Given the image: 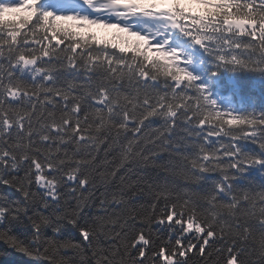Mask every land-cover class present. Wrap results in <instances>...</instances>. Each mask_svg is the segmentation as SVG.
I'll return each mask as SVG.
<instances>
[{
	"label": "snow or ice",
	"instance_id": "obj_1",
	"mask_svg": "<svg viewBox=\"0 0 264 264\" xmlns=\"http://www.w3.org/2000/svg\"><path fill=\"white\" fill-rule=\"evenodd\" d=\"M258 79L264 0H0V242L45 264H264Z\"/></svg>",
	"mask_w": 264,
	"mask_h": 264
},
{
	"label": "trees",
	"instance_id": "obj_2",
	"mask_svg": "<svg viewBox=\"0 0 264 264\" xmlns=\"http://www.w3.org/2000/svg\"><path fill=\"white\" fill-rule=\"evenodd\" d=\"M47 0H45V3L47 4ZM27 13L21 11V12H10L6 13L4 16L5 20H19L22 16L26 15ZM97 29L99 28H93L92 31H94L98 38L100 39H109L111 40L112 37H101L97 33ZM198 74V73H197ZM228 75L230 76H239L243 77L245 75H250V74H244V73H229ZM257 92L264 91V80H259L258 79V87H257ZM221 95H228V93H221ZM253 146L248 145L246 147V150H251ZM246 180H252L256 182H262L264 181V176H262L261 172L257 169L251 170L247 177ZM6 194H10V199L12 200H17L20 198L19 193L15 192L14 189H4ZM21 222H16L15 226L12 228V232L20 236L21 238H26L29 237L31 234V229L26 227L27 221L26 219L22 216L21 217ZM45 235L46 236H51L52 235V230L51 228H48L45 230ZM62 238L64 239H79V233L78 231L73 228L71 225H67L63 231ZM0 264H45V261L42 259L38 258H30L28 255H25L21 253L20 251H17L14 248L8 247L7 244L0 242Z\"/></svg>",
	"mask_w": 264,
	"mask_h": 264
},
{
	"label": "rangeland",
	"instance_id": "obj_3",
	"mask_svg": "<svg viewBox=\"0 0 264 264\" xmlns=\"http://www.w3.org/2000/svg\"><path fill=\"white\" fill-rule=\"evenodd\" d=\"M114 30L109 29H98V33L100 36H111L113 34Z\"/></svg>",
	"mask_w": 264,
	"mask_h": 264
}]
</instances>
